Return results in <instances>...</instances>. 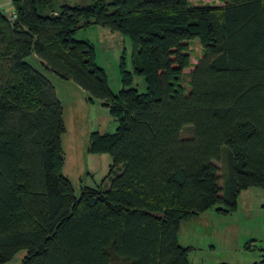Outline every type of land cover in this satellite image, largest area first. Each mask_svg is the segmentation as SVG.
Here are the masks:
<instances>
[{
  "label": "trees",
  "instance_id": "1",
  "mask_svg": "<svg viewBox=\"0 0 264 264\" xmlns=\"http://www.w3.org/2000/svg\"><path fill=\"white\" fill-rule=\"evenodd\" d=\"M55 1L13 0L14 21L0 12V264L21 252V264H190L187 225L244 191L264 193V0ZM95 25L131 42L133 70L123 54L117 92L96 46L78 37ZM194 39L203 56L192 66ZM30 56L118 121L99 138L111 172L121 167L108 189L76 197L61 173L62 104Z\"/></svg>",
  "mask_w": 264,
  "mask_h": 264
},
{
  "label": "rangeland",
  "instance_id": "2",
  "mask_svg": "<svg viewBox=\"0 0 264 264\" xmlns=\"http://www.w3.org/2000/svg\"><path fill=\"white\" fill-rule=\"evenodd\" d=\"M192 7L211 5L223 6L222 0H189ZM57 6L91 4V0H56ZM14 11L13 0H0V12L10 16ZM46 10L43 13H49ZM79 38L90 40L97 49L98 63L107 72L112 89H121L119 70L122 55L126 65L132 71V46L129 38L121 33L112 32L101 26H91L82 30ZM191 65L198 63L203 56V47L198 40L188 43ZM26 61L47 76L56 90L62 104L63 132L60 137V156L63 164L61 173L69 180L76 197H81L85 186L108 189L121 167L111 172L113 159L108 149H102L99 138L112 136L119 126L111 111L100 100L92 99L73 81H66L47 73L41 67L36 56ZM193 67L184 71V87L189 90V74ZM192 126L184 127L182 135H191ZM97 136L98 141L96 143ZM221 174V183L225 187L224 177L228 172L227 159L217 163ZM227 193H223V196ZM227 209V210H226ZM181 243L193 247L190 264H253L264 258V193L253 188L236 197L234 207L219 205L205 216L198 217L184 228ZM25 252L19 253L8 264H21Z\"/></svg>",
  "mask_w": 264,
  "mask_h": 264
},
{
  "label": "built area",
  "instance_id": "3",
  "mask_svg": "<svg viewBox=\"0 0 264 264\" xmlns=\"http://www.w3.org/2000/svg\"><path fill=\"white\" fill-rule=\"evenodd\" d=\"M10 17H11V20H15L16 19V14L15 13H12L11 15H10Z\"/></svg>",
  "mask_w": 264,
  "mask_h": 264
}]
</instances>
